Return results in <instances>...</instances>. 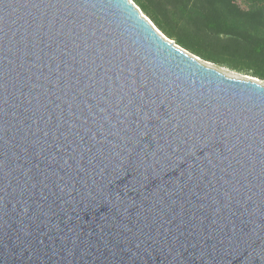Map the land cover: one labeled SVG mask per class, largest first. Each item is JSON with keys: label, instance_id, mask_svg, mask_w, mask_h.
Instances as JSON below:
<instances>
[{"label": "water", "instance_id": "95a60500", "mask_svg": "<svg viewBox=\"0 0 264 264\" xmlns=\"http://www.w3.org/2000/svg\"><path fill=\"white\" fill-rule=\"evenodd\" d=\"M0 264H264V84L132 0H0Z\"/></svg>", "mask_w": 264, "mask_h": 264}, {"label": "trees", "instance_id": "16d2710c", "mask_svg": "<svg viewBox=\"0 0 264 264\" xmlns=\"http://www.w3.org/2000/svg\"><path fill=\"white\" fill-rule=\"evenodd\" d=\"M132 1L184 50L264 82V0Z\"/></svg>", "mask_w": 264, "mask_h": 264}, {"label": "rangeland", "instance_id": "374dc122", "mask_svg": "<svg viewBox=\"0 0 264 264\" xmlns=\"http://www.w3.org/2000/svg\"><path fill=\"white\" fill-rule=\"evenodd\" d=\"M244 6H245V5H244ZM244 6H243V7H244ZM212 66L216 67L219 71L224 70V71H222V73H224L227 77H230V78H238V79H242V78H244V77H250V76L240 75V74H238V73L232 72V71H230V70H228V69H225V68H219V67H217V66H215V65H213V64H212ZM250 78H253V77H250ZM259 81H260V80H259ZM260 82H262V83L264 84L263 81H260Z\"/></svg>", "mask_w": 264, "mask_h": 264}, {"label": "bare ground", "instance_id": "6f19581e", "mask_svg": "<svg viewBox=\"0 0 264 264\" xmlns=\"http://www.w3.org/2000/svg\"><path fill=\"white\" fill-rule=\"evenodd\" d=\"M222 71H224V70H221L220 72L222 73ZM224 74V73H223ZM225 75V74H224ZM226 76V75H225ZM230 78V77H229Z\"/></svg>", "mask_w": 264, "mask_h": 264}]
</instances>
